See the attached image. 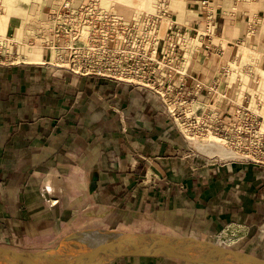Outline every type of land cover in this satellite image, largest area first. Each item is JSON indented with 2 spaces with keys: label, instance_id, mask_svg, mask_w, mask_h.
Returning <instances> with one entry per match:
<instances>
[{
  "label": "crops",
  "instance_id": "0c3cea01",
  "mask_svg": "<svg viewBox=\"0 0 264 264\" xmlns=\"http://www.w3.org/2000/svg\"><path fill=\"white\" fill-rule=\"evenodd\" d=\"M211 5L210 37L188 30L187 83L235 70L221 85L225 97L200 98L225 113L241 99L248 72L241 48L253 49L264 68V3ZM169 12L202 30L199 1L169 0ZM41 48L33 62L0 64L1 246L34 252L102 229L192 235L264 258V166L207 160L148 90L54 68ZM111 264L193 263L130 257Z\"/></svg>",
  "mask_w": 264,
  "mask_h": 264
},
{
  "label": "built area",
  "instance_id": "2783aa9c",
  "mask_svg": "<svg viewBox=\"0 0 264 264\" xmlns=\"http://www.w3.org/2000/svg\"><path fill=\"white\" fill-rule=\"evenodd\" d=\"M197 1L204 11L198 24L202 30L172 20L169 0H154L153 12L142 18L125 15L104 5V0H67L48 10L45 35L1 36L0 64L33 62L28 52L43 47L49 53L45 63L54 68L148 90L190 149L207 160L264 166V100L259 92L244 90L248 72L239 81L241 99L231 100L234 109L225 113L205 106L200 98L204 94L225 97L221 85L233 74L232 68H224L209 84L196 78L187 83L192 40L188 30L210 37L214 27L211 0ZM256 81L251 83L255 87Z\"/></svg>",
  "mask_w": 264,
  "mask_h": 264
},
{
  "label": "water",
  "instance_id": "95a60500",
  "mask_svg": "<svg viewBox=\"0 0 264 264\" xmlns=\"http://www.w3.org/2000/svg\"><path fill=\"white\" fill-rule=\"evenodd\" d=\"M130 257L175 258L193 264H264V258L197 236L157 232L89 229L34 252L0 245V264H111Z\"/></svg>",
  "mask_w": 264,
  "mask_h": 264
},
{
  "label": "rangeland",
  "instance_id": "374dc122",
  "mask_svg": "<svg viewBox=\"0 0 264 264\" xmlns=\"http://www.w3.org/2000/svg\"><path fill=\"white\" fill-rule=\"evenodd\" d=\"M67 0H0V20L8 18V24L3 25L0 21V37L5 35H10L13 33L16 38L18 39H25L28 32H37L38 34L45 35L48 32L49 22L47 20V12L51 8L59 7L63 2ZM77 2L84 1V0H76ZM146 7L144 8V12L139 11V14L135 13L134 9H130L129 7L114 4L113 0H104V5L112 6L121 13L128 15V16H135L136 18H142L148 13L153 12V3L154 0H146ZM150 1V2H149ZM41 4V5H40ZM152 6V7H151ZM4 18V19H5ZM167 25L164 22L163 27L165 28ZM44 38V36H42ZM44 41V39H43ZM42 49L38 47L34 49V56L30 55L31 53L28 52V55L32 56L33 59H38V52ZM251 53V52H250ZM254 57L250 55L245 57L248 61V75L247 82L244 84V90L248 92H252V94L257 92L254 88V84H251L255 80H260L262 84L261 97L264 100V68L260 67L258 64V60L254 61L255 53H253ZM258 59V58H257ZM31 60V59H30ZM246 61L244 60L243 65H240V68L246 66ZM242 64V63H241ZM239 69V68H238ZM235 71V70H234ZM256 81V82H257ZM257 86V85H256ZM251 87H253L251 89Z\"/></svg>",
  "mask_w": 264,
  "mask_h": 264
},
{
  "label": "bare ground",
  "instance_id": "6f19581e",
  "mask_svg": "<svg viewBox=\"0 0 264 264\" xmlns=\"http://www.w3.org/2000/svg\"><path fill=\"white\" fill-rule=\"evenodd\" d=\"M151 1H153V0H151ZM146 0H113V3L114 4H118V5H123V6H126V7H129L130 9H134L136 12V14H137V16H138V14H139V11H141V13H142V11L144 12V8L146 7ZM150 2V1H149ZM41 5V4H40ZM152 7V6H151ZM5 18V17H4ZM1 19L0 21L2 22V24L3 25H5V24H8V18H5V19ZM243 46V45H242ZM253 50V49H252ZM250 48H248V47H245V46H243L242 48H241V56L243 57V58H245V57H248L249 55L251 56V57H254V55H253V51H252ZM251 52V53H250ZM255 56H256V54H255ZM32 60H33V58H31ZM246 61V60H245ZM258 85L255 87L254 86V88L257 90V92H260V94H262L261 93V90H262V84H261V78H260V80H258L257 82H256ZM253 87H251V89H252ZM249 91V90H248ZM251 92V91H250ZM255 93V92H254ZM264 97V96H263ZM217 153H219V154H221V155H227V153L225 154L224 152H222V151H220V150H217L216 151ZM207 153L208 154H211L212 153V151H210V152H208L207 151Z\"/></svg>",
  "mask_w": 264,
  "mask_h": 264
}]
</instances>
